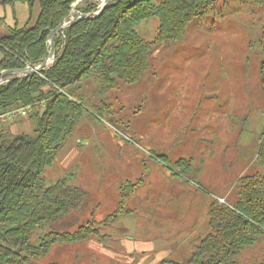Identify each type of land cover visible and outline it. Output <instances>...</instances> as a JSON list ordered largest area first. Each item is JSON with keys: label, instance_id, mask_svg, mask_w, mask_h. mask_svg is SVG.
<instances>
[{"label": "trees", "instance_id": "16d2710c", "mask_svg": "<svg viewBox=\"0 0 264 264\" xmlns=\"http://www.w3.org/2000/svg\"><path fill=\"white\" fill-rule=\"evenodd\" d=\"M26 1L31 10L27 25L0 38V76L3 70L40 64L48 55L51 31L79 0ZM83 1L88 4L80 7L82 13L98 11V2ZM218 1L112 0L100 16L81 18L56 36L51 67L0 86V116L31 105L27 117L34 123L32 132L18 133L8 122L0 123V264H44L58 245L92 237L105 240L101 227L132 212L128 200L140 181L126 180L119 187L118 207L105 219L91 218L73 231L55 228L81 207L86 192L71 182L72 175L48 184L46 167L86 118L105 119L118 132L128 133L129 120L119 117L111 94L140 83L153 69L155 51L182 42L190 25L205 19ZM250 1L264 7V0ZM36 4L39 13L34 18ZM154 17L160 24L148 39L137 27ZM260 77L264 93V60ZM157 158L168 161L166 155ZM256 162L260 170L241 175L224 201L212 200L209 231L181 264H264V131ZM193 167L192 158L172 163L173 170L186 176ZM259 246L261 254L248 260L247 252Z\"/></svg>", "mask_w": 264, "mask_h": 264}, {"label": "rangeland", "instance_id": "374dc122", "mask_svg": "<svg viewBox=\"0 0 264 264\" xmlns=\"http://www.w3.org/2000/svg\"><path fill=\"white\" fill-rule=\"evenodd\" d=\"M91 1L100 7V0ZM87 4L80 0L73 14L82 13L80 7ZM159 24L154 17L137 29L151 39ZM263 60L264 7L250 0H219L205 19H196L190 25L182 42L156 50L153 69L140 83L111 94L119 117L129 120V132H118L99 117L86 118L72 141L57 152L53 164L45 170L47 183L52 184L66 176L75 177L74 168L83 166L79 184L91 191L83 206L64 216L55 228L73 231L91 218L105 219L118 207L119 187L126 180L140 181L127 204L132 212L136 211L134 216L128 214L132 224L125 223L118 237L112 236L113 248L92 237L86 242L56 246L43 263L138 264L141 255L125 251V238H133L129 240L135 245L149 239L157 247L186 251V242L181 245L186 235V187L175 194L173 186L165 187L163 202L150 205L151 186H165L171 180L161 165L164 162L159 159L157 166L149 159L166 155L168 161L164 164L173 171V162L192 158L194 169L188 176L195 175L213 195L205 197L207 210L213 199L224 201L230 195L241 175L260 170L256 153L264 131L260 77ZM8 123L14 133L34 130L27 116ZM104 154L110 173L102 172ZM174 172L170 177L177 181L180 173L176 169ZM181 176L186 177V173ZM99 193L114 195L116 200L111 196L101 200ZM97 201L102 204H94ZM202 206L203 202L201 216ZM200 222L203 236L209 231L208 218ZM105 227H101V233ZM170 233L173 236L160 237ZM118 241L122 249L115 243ZM262 250L259 246L247 252V259L258 257ZM176 256L181 257L178 253Z\"/></svg>", "mask_w": 264, "mask_h": 264}, {"label": "crops", "instance_id": "0c3cea01", "mask_svg": "<svg viewBox=\"0 0 264 264\" xmlns=\"http://www.w3.org/2000/svg\"><path fill=\"white\" fill-rule=\"evenodd\" d=\"M1 1V0H0ZM34 18L37 17L38 13H39V5L36 4L34 5ZM30 4L28 1L26 0H15L12 3H7V4H1L0 3V38L4 37L6 35H8L10 33V31L16 27H23L26 26L29 19H30ZM2 58V52L0 50V60ZM117 131V130H116ZM122 138V137H120ZM90 139V138H89ZM86 140V139H85ZM117 144L122 145L120 140H116L114 139ZM120 141V142H119ZM107 157L105 156V154L103 155V169L102 172L103 173H110V164L107 162ZM149 160H152L153 162H155V164L158 166L159 163V159H155L153 157H150ZM106 163V166H105ZM162 163V162H161ZM162 167L164 169H166L170 175L169 178L171 181H168L167 185H158V186H151L150 190H151V199L149 201L150 205L152 206H157L160 205L161 202H163V189L165 187H167V189L170 186H173V192L174 194L179 192L180 190L183 189V187H186V235L183 234V241L181 243V245L183 243L186 242V251L185 250H181V248H176L174 250L168 249L169 246L164 247L165 245H162L160 247L156 246V243L154 240H149V239H143L142 241H140L137 245L133 244L132 241H130L129 239H133V238H125L127 241L125 242L126 245V252L128 253H133L135 252V254H140L141 258L140 261L138 262V264H181L184 260H186L192 253V251L194 250L195 246L198 244V238L200 236H202L201 234V218L202 221L205 223V221H207L208 218V210L206 209L207 206H205V200H206V196H213L210 194V192L208 191V189L205 187L204 184H202L195 175H193V177H189V176H181V174H179L177 181H174V179H172V177H174V170L172 171L171 168H169L168 166H166L164 163L161 164ZM114 166V164H113ZM73 167H71L72 169ZM75 169V173L76 176L75 177H70L74 183H76L77 185L81 186L79 184V181L81 179L82 173H83V166H76ZM193 170V169H192ZM177 171V170H176ZM192 172V171H191ZM172 176V177H170ZM145 185V184H144ZM186 185V186H185ZM81 187L84 188L86 194L84 197V200L82 201L81 206H83V204L86 202L88 196H90L91 191H89V189L87 187H85L84 185H82ZM90 192V194H89ZM95 192V191H93ZM100 199L104 200L106 197L109 198L110 196L112 197V199L115 201V197L113 198V196L110 194H101ZM94 195V194H93ZM148 199L145 198L144 202H148ZM130 200L128 201V205H129ZM203 202V211H202V216L200 213V203ZM212 202V201H211ZM96 205H101L102 202L97 201L96 203H94ZM211 204V203H210ZM210 206V205H209ZM208 206V207H209ZM204 209H206V212H204ZM209 209V208H208ZM134 214H136V211L133 210V212L129 215L134 216ZM124 217L120 220H118L117 223H114L112 225H108V227L104 229L103 234L106 235L105 240L104 241V246L110 248L111 247V243H112V236L114 235L116 238L118 237L117 234L119 235L120 230L122 228V226H126L125 223L131 222L129 220L130 217ZM128 219V220H127ZM135 222V221H134ZM132 224V222H131ZM184 229V226H182ZM149 229V228H148ZM158 230V229H157ZM182 230V229H181ZM183 231V230H182ZM159 232V230H158ZM160 236V234H159ZM173 236V233H170L168 235H161L160 237H171ZM115 239V238H114ZM116 244H118L117 246H120V249L123 248V244L120 245V242H115ZM106 247H103V250L106 249ZM111 251V250H110ZM178 254L181 255V257L176 256ZM151 261V262H150ZM167 261V262H164Z\"/></svg>", "mask_w": 264, "mask_h": 264}, {"label": "water", "instance_id": "95a60500", "mask_svg": "<svg viewBox=\"0 0 264 264\" xmlns=\"http://www.w3.org/2000/svg\"><path fill=\"white\" fill-rule=\"evenodd\" d=\"M80 1V0H79ZM75 2L73 4V7L68 14L67 17L55 28L51 31L49 35V51L48 55L46 58L38 65H34L33 63H30L28 66L21 68V69H8V70H3L1 71V76H0V86L3 85L4 83L10 81L13 78L16 77H25V76H30L34 75L36 73H41L43 70L51 67L56 59L57 51H56V43H55V38L56 36L65 31L69 26H71L73 23H75L77 20L81 18H96L100 16L103 11L106 9L109 3L112 2V0H100V7L97 12L94 14L91 13H78L77 15H74V7L76 4L79 2Z\"/></svg>", "mask_w": 264, "mask_h": 264}, {"label": "built area", "instance_id": "2783aa9c", "mask_svg": "<svg viewBox=\"0 0 264 264\" xmlns=\"http://www.w3.org/2000/svg\"><path fill=\"white\" fill-rule=\"evenodd\" d=\"M29 63L26 65L28 66ZM7 83V82H6ZM4 83V84H6ZM32 111V106H23L17 109H14L12 111H9L7 113H4L0 116V123H7V122H11L15 119H17L18 117H26L28 116V114Z\"/></svg>", "mask_w": 264, "mask_h": 264}]
</instances>
